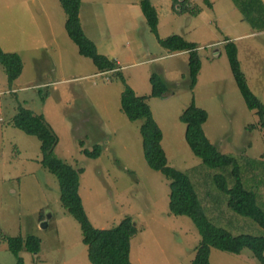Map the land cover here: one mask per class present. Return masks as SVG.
<instances>
[{"label": "rangeland", "instance_id": "obj_1", "mask_svg": "<svg viewBox=\"0 0 264 264\" xmlns=\"http://www.w3.org/2000/svg\"><path fill=\"white\" fill-rule=\"evenodd\" d=\"M119 1L124 4L118 6L125 11L123 17H111L112 21H102L88 31L98 51L110 52L125 81L137 95L147 96L146 102L162 131L161 146L168 165L187 174L207 217L231 232L262 234L252 219L227 207L226 195L212 183V175L218 170L203 165L190 151L184 140V124L179 120L192 98L196 106L207 111L202 127L208 140L222 153L236 157L242 182L255 191L258 203L264 206V129L255 111L244 104L222 43L225 36L244 34L239 5L233 0H208L213 3L212 9L204 8L199 18L187 12L161 15L159 36L180 34L200 46L202 76L191 91L186 87L187 54L170 53L161 47L141 10L138 8L139 17L127 12V3L131 9L133 0ZM150 1L164 14L171 0ZM192 2L205 5L204 0ZM28 7L29 3L21 1L14 9L10 7L9 11L14 10L11 20L4 8L0 12L3 47L16 44L24 54V70L11 85L0 65V264H15L4 235L39 238L37 254L20 251L23 264H91L78 222L61 206L56 177L38 162L39 140L8 123L18 104L42 114L58 136L54 153L72 166L83 168L78 194L92 225L109 228L125 216L136 222L138 231L130 237L132 264H191L199 234L189 217L168 212L169 181L144 159L139 134L142 120L130 121L120 110L121 81L100 74L89 58L79 55L66 34L53 39L62 29L63 10L54 14L58 22L54 24L59 28L44 26L41 33L30 15H23ZM11 26L16 32L12 36L8 32ZM48 40L51 45L45 48L52 55L49 58L44 53L34 55L38 49L28 47L36 45L34 41ZM151 72L167 82L169 91L163 98L150 96ZM248 75L250 89L258 87L255 92L263 101L264 72L262 82L255 84L254 76ZM78 140L88 149L100 143V155L84 156ZM47 215H51L49 219L39 220ZM209 264L259 263L247 249L232 254L211 248Z\"/></svg>", "mask_w": 264, "mask_h": 264}, {"label": "trees", "instance_id": "obj_2", "mask_svg": "<svg viewBox=\"0 0 264 264\" xmlns=\"http://www.w3.org/2000/svg\"><path fill=\"white\" fill-rule=\"evenodd\" d=\"M58 1L65 15L64 28L68 37L76 45L79 55L89 58L100 73L110 74L114 79L121 81L123 89L119 97L120 110L130 121L142 120L139 125V134L144 159L151 169L160 171L169 181L168 212L189 217L199 234L191 264H209L211 248L232 254H240L247 249L259 264H264V206L258 203L255 191L242 182L241 169L236 157L222 153L208 140L202 127L208 117L207 111L196 106L193 98L181 111L179 120L185 127L184 140L190 151L201 159L203 165L218 170L212 175V183L226 195L227 207L238 215L252 219L262 229V234L231 232L214 224L207 217L187 174L168 165L161 146L162 131L146 102L147 96L135 93L125 81L117 61L100 53L95 42L82 29L79 18L81 0ZM137 1L157 43L170 53L187 54L189 82L186 87L192 91L201 67L199 45L194 41L186 40L180 34L160 37L157 29L158 16L154 5L150 0ZM233 1L239 5L244 20L251 28L264 30V0ZM204 4L211 8L208 0H204ZM171 8L176 13L187 12L191 16H196L201 10L200 6L190 4L187 0H172ZM223 49L235 85L246 108L255 110L259 126L264 129V103L253 93L246 81L245 73L238 60L236 44L225 36ZM0 65L3 67L9 85L22 72L20 55L17 52H6L1 47ZM148 80L151 86L150 96L163 98L169 91L167 82L156 72H151ZM8 123L39 140L38 162L56 177L59 185V201L66 212L79 224L88 261L91 264H132L129 259L130 237L138 231L136 222L131 216H125L109 228H97L92 225L78 194L79 176L83 168L72 166L54 153L58 136L44 116L18 104L17 111ZM254 126V124L250 125V127ZM78 144L84 156L97 158L100 155L102 147L100 143H93L90 149L84 147L82 140H78ZM2 238L15 257V264H23L21 250H27L35 255L40 249V240L35 235H4Z\"/></svg>", "mask_w": 264, "mask_h": 264}, {"label": "crops", "instance_id": "obj_3", "mask_svg": "<svg viewBox=\"0 0 264 264\" xmlns=\"http://www.w3.org/2000/svg\"><path fill=\"white\" fill-rule=\"evenodd\" d=\"M20 1L24 2V3H29L28 13L25 12L23 15L24 16H26L27 14L30 15L32 22L38 28V32L44 33V29L42 28L44 26L45 27L47 26L51 29H54V27L59 28V25L57 26L54 24V23H58V22H55L54 14H59V10L60 9L62 10L58 0H0V12H1V9L4 8L6 11V16H7L8 20H11L12 16L14 15V10L11 12V11H9V9H10V7H12L14 9L15 5ZM131 2H132V4L130 5L131 9L129 7V4L127 3V5H128L127 12L130 13V15H134V16L137 15L139 17L140 13L138 11V8H139V10H141V9H140V6L137 7L139 5L138 1H137L138 5L135 4L136 1H134V0ZM190 2L197 5V3L192 2V0H190ZM210 3L213 6V3L212 2H210ZM171 4H172V0L170 1V3L166 4V8L164 9V14H160L157 6H155L152 3V5H154V7L156 9L157 16H158L157 29H158V25L160 23L161 15H166L168 12H170L171 14L180 15L179 13H176L175 11L172 10ZM119 5L122 6L124 4L122 2H120L119 0H81L80 9H79V18H80V23H81V26H82V29L84 30V32L89 37H91L88 34V31H92L93 26H99L102 23V21H103V23L104 22L108 23L109 20L112 21L110 19L111 17H119V16L123 17L125 11L118 9ZM135 6H136V8H135ZM204 8L212 9V7L209 8V7H206V5L201 4L200 12L196 16H192V17L193 18H199L200 14L203 13ZM241 15L239 17H241ZM239 17L237 19L238 22L240 21ZM210 19H211V17H210ZM64 20H65V15H64V18H63L62 24H61L62 29H60V31H58V36H53L54 40H56V38L63 37L64 34H66V36L68 37L66 30L64 28ZM242 20L244 21V23H242L243 27H244V34L241 33V34L235 35L234 37H229V36H226V37H228L230 40H233L234 43L236 44L238 60L240 62L241 69L245 73L247 83L249 80L248 74H250L251 76H254V77H252V80L255 84L256 81L262 82V75L264 72V30H255V29L250 27V25L244 20V18H242ZM120 23L122 26V31H125V29L123 27L124 21H121ZM97 28H99V27H97ZM63 30H64V33H63ZM8 32L11 33V36L13 33L16 34L15 26L8 27ZM22 35L23 34L21 32V36ZM245 37L247 39L245 41H242L243 38H245ZM6 39L7 38L3 37V40H6ZM8 39L11 40L10 37H8ZM68 39L70 41H72L69 37H68ZM18 40H20V38L17 39V41ZM21 40L24 42L29 41V40L22 38V37H21ZM50 40L45 41L43 43H38L37 41H34V42H36V45H31L28 47L30 49L33 47H36L38 49V50H36V53H34V55L35 54L40 55L41 53H44L49 58V56H52V55L49 51L46 50L45 46H46V44L51 45ZM92 40L95 42L94 38H92ZM95 44H96V42H95ZM0 47L2 49H4L6 52H17L20 55V58L22 60V65H23L22 70H24V54H22V52L20 50L21 46H16V44H15L14 46L12 45L10 47L5 48V47H3L2 40L0 39ZM240 51H241V53L243 52L242 58L240 57ZM173 53H175V52H173ZM104 54L108 55L109 57L114 58L110 52H107ZM220 54L222 55V51H219V55ZM242 59L244 62H242ZM117 63H118V61H117ZM201 76H202V74L199 71L195 85L198 84L197 82H199V79L201 78ZM194 88H195V86H194ZM257 89H259V88L258 87L254 88V91L251 89L256 96H257V94H256L255 90L257 91ZM262 102L264 103V100ZM50 216L51 215H47V217L42 216L39 218V220H42V218H44V217H45V219H49Z\"/></svg>", "mask_w": 264, "mask_h": 264}, {"label": "water", "instance_id": "obj_4", "mask_svg": "<svg viewBox=\"0 0 264 264\" xmlns=\"http://www.w3.org/2000/svg\"><path fill=\"white\" fill-rule=\"evenodd\" d=\"M46 222V221H45ZM45 222H42V224H45Z\"/></svg>", "mask_w": 264, "mask_h": 264}]
</instances>
